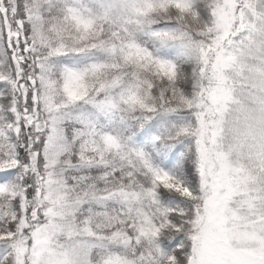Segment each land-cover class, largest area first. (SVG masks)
<instances>
[{
	"label": "snow or ice",
	"instance_id": "snow-or-ice-1",
	"mask_svg": "<svg viewBox=\"0 0 264 264\" xmlns=\"http://www.w3.org/2000/svg\"><path fill=\"white\" fill-rule=\"evenodd\" d=\"M0 264H264V0H0Z\"/></svg>",
	"mask_w": 264,
	"mask_h": 264
}]
</instances>
